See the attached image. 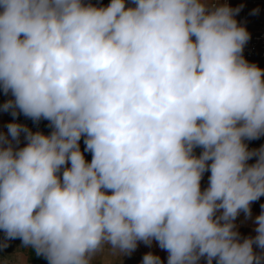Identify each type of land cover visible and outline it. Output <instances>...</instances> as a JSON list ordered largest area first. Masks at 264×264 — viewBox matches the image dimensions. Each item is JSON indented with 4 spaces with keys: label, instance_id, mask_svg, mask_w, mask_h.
Wrapping results in <instances>:
<instances>
[{
    "label": "clouds",
    "instance_id": "obj_1",
    "mask_svg": "<svg viewBox=\"0 0 264 264\" xmlns=\"http://www.w3.org/2000/svg\"><path fill=\"white\" fill-rule=\"evenodd\" d=\"M134 2L0 0V82L15 107L55 128L0 150V229L49 264H90L105 243L130 253L152 238L168 264L205 255L260 264L252 244L264 248V213L254 241L235 242L230 222L264 195V150L246 168L253 153L241 142L264 132V71L241 55L249 34L226 6L206 14L199 0Z\"/></svg>",
    "mask_w": 264,
    "mask_h": 264
},
{
    "label": "crops",
    "instance_id": "obj_2",
    "mask_svg": "<svg viewBox=\"0 0 264 264\" xmlns=\"http://www.w3.org/2000/svg\"><path fill=\"white\" fill-rule=\"evenodd\" d=\"M205 7L206 14L214 13L218 8L228 7L233 10V19L236 23L241 19L245 18L246 23L244 25V29L249 32H255L257 29V24L260 18L263 16L260 11V3H253L252 0H199ZM111 3V0H81V4L84 6H93L95 8H107ZM125 9L135 8L136 4L134 0H124ZM2 11V9H0ZM193 41L195 37H192ZM243 59L249 65H256L259 69L264 71V60L259 55L254 56L252 58H245L241 53ZM262 80H264V76H262ZM0 82V95L5 97L8 102L13 103V107L15 105V97L12 94H7L1 89ZM18 112L16 115L12 116L11 124H21L24 123L26 126H22L26 129V132H20L19 136L16 139H13L12 136L5 132L7 122L0 118V150L11 147L13 153L18 152L19 150L26 147L29 143L27 136L29 133H41L45 136H50L53 131H55L54 126L51 121L44 119L41 117L39 120H34L33 118L26 116L18 107ZM8 130V129H7ZM9 131V130H8ZM86 138L78 141L79 150L83 154L84 159L87 163H91L92 160V152L86 150ZM253 143H257L258 147L253 150H249V153H253L249 159H247L248 164H252L254 162H258L260 156V152L264 150V132L259 134L256 138H251ZM204 152V148L202 146H194L191 152V155L195 158H199ZM213 161L208 160L206 165L209 166L202 173L200 180V191L201 193L205 192L210 186V176L211 170L210 165ZM71 167V162L68 161L65 165L61 166L59 172L56 175L60 178L62 182L63 172L65 169ZM106 194H111V190H105ZM219 204L220 201H217ZM250 212L246 213L244 210H239L234 220L233 231L237 233V235L241 232L244 234H248L251 232L253 225L251 221H256V218L259 216L261 209H264V195L260 196L257 200L252 201L249 204ZM223 209L219 208L215 211L213 219H217L223 215ZM0 235L2 237L5 236L4 230L0 229ZM11 243L13 245V250L16 252V255L21 260H26L29 257H33L35 262L38 264H49L48 260L44 255H37L34 248L31 246H26L22 242L20 238L12 239ZM1 244V243H0ZM0 253L3 254L5 252L4 245L1 244ZM151 253L153 256L159 257L160 264H168L169 252L166 249L160 247L159 242L152 238L150 243H146L144 241H137L135 250L128 252H122L119 249H113L112 246L108 243H105L102 246V249L97 251L91 258L90 264H143V258L145 255Z\"/></svg>",
    "mask_w": 264,
    "mask_h": 264
},
{
    "label": "rangeland",
    "instance_id": "obj_3",
    "mask_svg": "<svg viewBox=\"0 0 264 264\" xmlns=\"http://www.w3.org/2000/svg\"><path fill=\"white\" fill-rule=\"evenodd\" d=\"M7 100L5 97L0 95V118L6 121V128L4 129L5 132L9 133L8 125L11 124V118L12 116L16 115L18 112L17 107L14 106V108H8L7 110L4 109V105L7 104ZM17 125H22L26 126L24 123L17 124ZM21 132H26V131H21ZM264 213V209H261L259 216ZM253 228L250 233L244 234L243 232L239 233L236 238L235 242L238 243H243L244 240L246 239H252L253 241L255 240V237L258 235L256 228L258 227L256 221H251ZM5 233V232H4ZM12 239H8L5 236L2 237L0 235V243L4 246L5 252L3 254L0 253V264H38V262H35L33 260V257H29L26 260H21L17 257L16 252L13 250V245L11 243ZM0 244V246H1ZM3 247H0V249ZM252 252L254 257H259L260 258V264H264V248L259 247L255 242L252 244ZM196 264H208V257L207 255L201 256L197 261ZM212 264H218V257L212 259ZM253 264H256L255 260Z\"/></svg>",
    "mask_w": 264,
    "mask_h": 264
},
{
    "label": "built area",
    "instance_id": "obj_4",
    "mask_svg": "<svg viewBox=\"0 0 264 264\" xmlns=\"http://www.w3.org/2000/svg\"><path fill=\"white\" fill-rule=\"evenodd\" d=\"M253 3H260V11L262 12L263 16L260 18V20L258 21L257 24V29L255 32H249V39L247 40V42L244 44L243 47V56L245 58H252L254 56L259 55L261 58H263L264 60V0H252ZM246 23V19L245 18H241L238 22H237V26L238 27H242L244 28V25ZM1 89L4 91L3 85L1 84ZM5 92V91H4ZM7 94H11L10 90H8L6 92ZM243 121H240L237 123V127H241L243 126ZM86 138L85 135L81 136V139ZM241 142L242 144L246 147V151L248 152L249 150H253L256 147H258L257 143H253L251 141L250 138L247 137H242L241 138ZM257 162H254L252 164H248L247 160L245 161V167H252L254 165H256ZM232 224H234V220L230 221ZM225 223L224 220H220V224L221 226H223V224Z\"/></svg>",
    "mask_w": 264,
    "mask_h": 264
}]
</instances>
